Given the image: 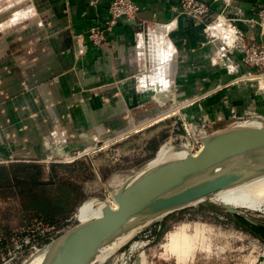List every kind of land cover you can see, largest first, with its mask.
<instances>
[{
  "label": "rangeland",
  "instance_id": "1",
  "mask_svg": "<svg viewBox=\"0 0 264 264\" xmlns=\"http://www.w3.org/2000/svg\"><path fill=\"white\" fill-rule=\"evenodd\" d=\"M45 4L46 0H0V61L20 59L43 63L48 58L50 51L46 35L49 18ZM26 11L31 13L30 17L20 19L26 16ZM138 39L137 36V44ZM153 67L150 69L153 70ZM260 73H264V70ZM24 84L29 86L28 82ZM40 85L42 83L37 84L35 94L30 93V87L19 93L3 90L0 96V120L7 127L0 124V159L32 156L36 160L23 162H36L44 166L49 176L51 166L55 164L53 170L58 174L84 183V196L76 209L68 216L58 218L61 220L54 221L59 226L74 216L80 205L89 199L104 203L112 201L113 193L128 178L144 169L156 156L160 146L170 138L176 147L187 142L193 144L198 134L202 133L204 124L206 131L213 133L233 127L237 117L241 116L236 114L224 123V117L207 113L205 108L198 109L197 113H187L191 107L186 105V108L150 122L149 128L125 134L121 128H113L111 122H115L112 121L114 117L108 114L105 103L108 100H92L86 108H82L85 105L83 101L75 102L71 107L78 108L79 113L71 116L58 112L66 105L61 102V107L57 106L60 108H53L57 111L56 115L52 111L44 115L51 102L49 92ZM142 87H149L155 94L154 83L146 86L138 82L136 88ZM170 87L173 90V84ZM53 95L55 98L58 93ZM172 104L168 103L163 108ZM29 122L34 129L25 130L24 124L28 126ZM16 124L21 129H13ZM72 143L68 156L58 155L57 147ZM74 143L79 144L76 146ZM85 190L93 192L87 193ZM20 205L18 198H0V243H5L0 248V264L4 263L7 248L12 247L16 232L32 225L31 221L36 217L31 215L29 222L22 224L19 220ZM242 212L264 224V212ZM226 216L234 217L226 214L217 202L207 198L144 228L99 264H122L128 260L131 250H134L132 264H144L148 260L162 264H264V232L252 231L251 224L241 218L235 217L239 224L248 227L247 230L234 226ZM6 224L11 226L8 233L4 229ZM164 226L166 230L160 234ZM178 232H184L193 241L192 249L184 256L168 246L171 237Z\"/></svg>",
  "mask_w": 264,
  "mask_h": 264
},
{
  "label": "crops",
  "instance_id": "2",
  "mask_svg": "<svg viewBox=\"0 0 264 264\" xmlns=\"http://www.w3.org/2000/svg\"><path fill=\"white\" fill-rule=\"evenodd\" d=\"M46 1L49 18L46 42L50 55L43 63L1 60L0 96L3 90L19 93L29 87L32 90L29 92L35 94L37 84L42 83L51 102L44 111L46 116L49 111L56 115L55 110L61 107V102L66 105L58 112L71 116L79 113L78 108L71 107L75 102L83 101L85 105L82 108H86L92 100H108L105 102L107 112L115 121L111 124H114V129L121 128L125 134L149 128L150 122L188 105L191 108L187 113H197L205 108L207 113L224 117V123L236 114L243 115L251 110L264 115V91L260 88L264 80L256 79L255 71L242 65L237 40L213 39L206 34L203 24L182 13L181 0H134L139 6L137 18L120 19L109 34L108 45L96 47L89 44L83 55L78 54L72 34L86 32L93 25L102 26L112 0ZM203 1L211 5L213 15L222 13L234 18L241 37L264 43V32L247 21L257 17L258 11L264 8V0ZM26 13L20 19L30 17L31 13ZM143 26H149L150 33L152 30L157 36L161 35L159 44L162 46L159 47L158 43L153 47L149 45L146 52L138 47L137 35ZM152 66L153 70L150 69ZM258 78H264V73ZM138 82L146 86L154 83L156 95L149 87L136 88ZM54 93H58L56 99ZM153 96L158 103L152 100ZM174 99V104L163 108ZM200 101L204 103H198ZM28 124H24L25 130L34 129L31 122ZM1 126L7 127L5 123ZM12 128L21 129L17 124ZM74 144L78 146L79 143ZM31 160L36 159L32 156L9 157L0 159V164ZM226 219L239 227L235 217L226 216ZM144 264L162 263L148 260Z\"/></svg>",
  "mask_w": 264,
  "mask_h": 264
},
{
  "label": "water",
  "instance_id": "3",
  "mask_svg": "<svg viewBox=\"0 0 264 264\" xmlns=\"http://www.w3.org/2000/svg\"><path fill=\"white\" fill-rule=\"evenodd\" d=\"M260 88L264 90V85ZM57 150L58 155L66 157L72 145L64 144ZM262 175L264 125L218 130L206 136L201 148L185 158L155 166L148 164L114 192L115 206L108 203L100 217L79 222L22 264L37 256L41 257V264H94L102 251L118 239L133 233L129 241L154 222ZM219 205L226 214L264 228V224L242 210Z\"/></svg>",
  "mask_w": 264,
  "mask_h": 264
},
{
  "label": "built area",
  "instance_id": "4",
  "mask_svg": "<svg viewBox=\"0 0 264 264\" xmlns=\"http://www.w3.org/2000/svg\"><path fill=\"white\" fill-rule=\"evenodd\" d=\"M181 11L190 19L203 24L204 31L213 39L224 40V38H234V40H237V46L242 53V65L255 71L253 75H255L256 79L259 81L264 80V78H258V75L261 74L260 71L264 70V43L252 42L241 37L234 18L222 13L213 15L211 5L203 0H181ZM138 13L139 6L134 0H112L108 8V17L102 26L93 25L86 32L73 34L78 54H85L88 51L89 44L96 47L108 45L110 43L109 34L114 31L120 19H136ZM247 21L252 25L258 26L264 32V8L258 11L257 17L247 19ZM150 29L149 26L147 29L143 26V29L137 35L139 37L137 45L139 48L145 50V52L149 45L153 47L149 40H147ZM167 54L172 55L173 52L168 51ZM254 118H262L264 120V115L253 110L247 111L245 114L238 116V120L232 125L237 126L239 122ZM205 133L211 134L206 131L204 124L202 133L198 134L193 144L190 142L184 143L190 146L192 153L197 152L201 148ZM76 221H79L77 213L71 218L66 219L61 226L56 225L54 222L35 217L31 221L32 225L22 227L16 232L12 247L7 248V253L3 257V264H22L45 244L55 240L77 225ZM133 251L131 250L128 260H125L122 264H132Z\"/></svg>",
  "mask_w": 264,
  "mask_h": 264
},
{
  "label": "trees",
  "instance_id": "5",
  "mask_svg": "<svg viewBox=\"0 0 264 264\" xmlns=\"http://www.w3.org/2000/svg\"><path fill=\"white\" fill-rule=\"evenodd\" d=\"M152 147L155 148V145ZM55 166L52 164L49 176L44 166L36 162L0 164V198L19 199L21 203L19 220L22 224L29 222L31 215L51 222L61 220L58 218L71 214L82 200L84 183L80 184L69 176L58 174L53 170ZM249 226L254 232H264L262 229ZM239 227L245 230L248 228L241 224ZM4 229L8 233L11 226L6 224ZM165 230L164 226L160 234ZM4 245L5 243H0V248Z\"/></svg>",
  "mask_w": 264,
  "mask_h": 264
},
{
  "label": "bare ground",
  "instance_id": "6",
  "mask_svg": "<svg viewBox=\"0 0 264 264\" xmlns=\"http://www.w3.org/2000/svg\"><path fill=\"white\" fill-rule=\"evenodd\" d=\"M150 34H151L150 42L152 43V45L154 46L156 45V43H158L159 46L161 35L157 36L156 33L153 32L152 30ZM173 98L174 97H172L171 99ZM263 125H264V120L262 118L261 119L254 118L239 122L237 126L261 127ZM208 135L209 134L205 133L203 139ZM190 153H192V149L190 148L189 145L183 144L181 146L176 147L172 143V139L170 138L169 141L165 142L160 146V148L156 153V156L148 164L150 166H155L167 161L185 158L186 156L190 155ZM209 199L217 202L218 204L225 206H233L240 210H246L252 212H264V175L246 181L234 187H230L228 189L218 191L214 193L212 196H210ZM107 204L108 203L100 202L97 201L96 199H89L83 202L77 212V217L79 221L86 222L91 219L100 217L103 214L104 207ZM109 204H111L112 206L116 205L113 199L112 201H109ZM132 234L133 233H130L118 239L112 245L104 249L102 253L96 258L94 264H99L100 262L104 261L120 245L125 243ZM192 243H193L192 238L184 234V232H178L171 237L168 246L172 251L179 253L180 256H184L186 254H189L190 250L192 249ZM26 264H41V257L37 256L36 258H34L33 260L29 261Z\"/></svg>",
  "mask_w": 264,
  "mask_h": 264
}]
</instances>
